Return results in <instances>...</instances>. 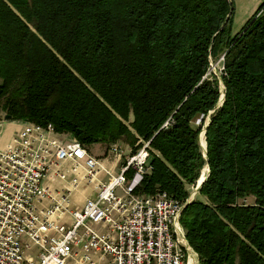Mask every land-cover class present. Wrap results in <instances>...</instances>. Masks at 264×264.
<instances>
[{"label": "trees", "instance_id": "obj_1", "mask_svg": "<svg viewBox=\"0 0 264 264\" xmlns=\"http://www.w3.org/2000/svg\"><path fill=\"white\" fill-rule=\"evenodd\" d=\"M233 16L231 0H0V113L130 156L148 142L135 194L185 202L208 167L188 244L200 264H264V2L235 33Z\"/></svg>", "mask_w": 264, "mask_h": 264}, {"label": "built area", "instance_id": "obj_2", "mask_svg": "<svg viewBox=\"0 0 264 264\" xmlns=\"http://www.w3.org/2000/svg\"><path fill=\"white\" fill-rule=\"evenodd\" d=\"M5 116L0 113V125ZM21 122L20 131L0 148V264L188 263L179 241L183 203L164 191L134 192L150 170L148 142L103 183L97 180L102 162L75 138L51 124ZM110 153L116 164L124 157L116 143ZM70 167L79 177L62 180L61 170ZM130 168L135 172L128 178ZM46 179L62 185L52 189ZM81 182L93 185V196L71 211V195ZM26 248L37 252L27 257Z\"/></svg>", "mask_w": 264, "mask_h": 264}, {"label": "rangeland", "instance_id": "obj_3", "mask_svg": "<svg viewBox=\"0 0 264 264\" xmlns=\"http://www.w3.org/2000/svg\"><path fill=\"white\" fill-rule=\"evenodd\" d=\"M234 16H235L234 17L235 19L233 18V21H232L233 26L232 27H233V31L238 32L243 27V25L246 23L247 20L243 16H241L238 19V13H236V12L234 13ZM222 60H223L222 57L221 58H218V60L217 61H214V62L210 60L211 68H210L209 73H208L207 76L210 77L211 74H214L216 76V78L218 79V85H219L220 95H219V99H218L217 104L215 105V107L205 117V119H204V127H205V124L206 125L208 124L209 115H211L218 107H220L221 106V103L224 100V85H223V83H222V81L220 79V72L222 70V65H221ZM199 120L200 119L198 118V119H196L194 121V125L195 126L198 125ZM20 127L21 128L23 127L22 126V123L14 122V121H12L10 119H8V120L5 119V118L2 119V123L0 125V148H3L5 145H7V144H9L11 142L12 138L20 131ZM204 127L202 129L201 134H200V143H202L203 146H204V140H205V139H203V135H202L203 134V131H204ZM121 143L122 142H116V144L120 146V149L121 150H123L126 153L127 152H129V153H127V155H125L124 157H122V159L120 161H117L118 164H117V166H115V169L113 168V166L111 164L110 165L108 164V159L112 163H115L116 160H117L114 157L115 154L110 153V146H109V148H107V150H106V146L103 145V144H99V145H96L95 144V145H90L88 147L84 146V148H86L87 151L89 153H91L92 156L94 155V157L98 158L102 162V165H103L104 170H101L98 173V175H97V180L98 181H101L103 183L107 182L109 176H114V175L117 174V172H118V170H117L118 166H120L121 164L122 165L125 164L126 160L131 157L130 156V153H132V152L127 151L125 149V147H122V144ZM143 143H145V142H142V144ZM129 171L135 172L131 168H130ZM61 172L64 175L63 178H62V180H65V181H71L72 178H78L79 175H80V171L72 170V167L68 168V171L61 170ZM203 173L205 175L204 177H202ZM206 175H207V168L204 167L202 169V171H201V174H200L199 179L196 182V186L195 187H188L189 196H188V198H187V200L185 202H182L183 203V208L185 207L186 204L190 203L194 198L195 199H200V200L202 199L203 200V198L199 197L196 194L198 191L195 193L196 195H194V192H195L197 186L199 185V182L203 178H205ZM53 184H54V186H52V187L50 186V187L52 189H55V188L60 187L62 185V182L61 181H55V182H53ZM92 194H93V185L88 184L86 182H84V183L81 182L79 184L77 190L75 191V193L71 197L72 204H80L82 201H83V204H84V202L87 200V197L89 195L92 196ZM183 208H182V210H183ZM179 218H180V215H179ZM179 218H178V226L180 228V230H179V241H180V244L183 247L186 248V257H187L188 263L190 261L191 256H193V258L195 259V263L196 264H200V260H199L198 255L193 251V249L188 244V241H187L186 236H185V231H184L183 227L181 226V224L179 222ZM36 252H37V249H35V248H26L25 249V255L27 257L28 256L35 255Z\"/></svg>", "mask_w": 264, "mask_h": 264}, {"label": "crops", "instance_id": "obj_4", "mask_svg": "<svg viewBox=\"0 0 264 264\" xmlns=\"http://www.w3.org/2000/svg\"><path fill=\"white\" fill-rule=\"evenodd\" d=\"M231 1H232V4H233V7H234V13L235 12L238 13V19L241 16H243L246 20H248L254 14V12L256 11V9L258 8V6L264 2V0H231ZM234 17L235 16H233V18ZM234 33H235V31H234ZM14 122L22 123L21 121H14ZM20 129H21V127H20ZM121 144H122V147H125V149L127 151H129V148H128L127 145H125L123 143H121ZM93 145H95V144H93ZM96 145H99V144H96ZM122 152H123V156H125V155H127V153H129V152L126 153L123 150H122ZM108 164L109 165L111 164L113 166V168L117 165L116 163H112L109 159H108ZM44 184L47 185V186H51V187L54 186L53 182H51V181H49L47 179L44 181ZM77 188L74 190V192L72 193V195L75 193V191L77 190ZM72 195H71V197H72ZM92 196H93V194H92ZM92 196L89 195L87 197V199L90 198V197H92ZM247 200H248V203L249 204H252L253 203V199L252 198L249 197ZM82 206H83V201L80 204H72V201H71V208H69V209L71 211H73V210L81 209ZM62 220L65 221V222H67V223H70L71 222V218L69 216H65Z\"/></svg>", "mask_w": 264, "mask_h": 264}, {"label": "water", "instance_id": "obj_5", "mask_svg": "<svg viewBox=\"0 0 264 264\" xmlns=\"http://www.w3.org/2000/svg\"><path fill=\"white\" fill-rule=\"evenodd\" d=\"M223 103V102H222ZM221 103V104H222ZM5 119H10V117L8 116V115H6L5 116ZM207 126H208V124L207 125H205V127H204V131H203V139H205V132H206V129H207ZM201 144V147H202V151H203V155H204V157L206 156V142H205V140H204V146L202 145V143H200ZM209 175V169H208V167H207V175H206V177ZM206 177L205 178H203L200 182H199V185L197 186V188H196V190H195V192H194V194L200 189V187H201V185H202V183L205 181V179H206Z\"/></svg>", "mask_w": 264, "mask_h": 264}, {"label": "bare ground", "instance_id": "obj_6", "mask_svg": "<svg viewBox=\"0 0 264 264\" xmlns=\"http://www.w3.org/2000/svg\"><path fill=\"white\" fill-rule=\"evenodd\" d=\"M204 172V171H203ZM205 175H204V173H203V175H202V177H204ZM201 177V178H202ZM201 180V179H200ZM195 195V194H194ZM181 236V235H180ZM187 245V244H186ZM189 264H196L195 263V259L193 258V256H191V258H190V261H189Z\"/></svg>", "mask_w": 264, "mask_h": 264}]
</instances>
